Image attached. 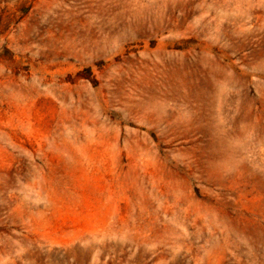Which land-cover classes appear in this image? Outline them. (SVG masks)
I'll return each instance as SVG.
<instances>
[{"label": "rangeland", "instance_id": "374dc122", "mask_svg": "<svg viewBox=\"0 0 264 264\" xmlns=\"http://www.w3.org/2000/svg\"><path fill=\"white\" fill-rule=\"evenodd\" d=\"M0 264H264V0H0Z\"/></svg>", "mask_w": 264, "mask_h": 264}]
</instances>
